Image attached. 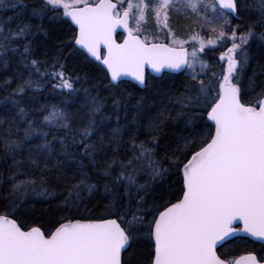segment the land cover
Instances as JSON below:
<instances>
[{
    "label": "snow or ice",
    "instance_id": "obj_1",
    "mask_svg": "<svg viewBox=\"0 0 264 264\" xmlns=\"http://www.w3.org/2000/svg\"><path fill=\"white\" fill-rule=\"evenodd\" d=\"M0 7L15 11L29 5L0 0ZM253 8L259 13L256 24L264 28V0H33L32 16L70 21L73 54L103 66L115 126L108 123L112 116L99 89L95 95L83 89V123L76 122L78 113L59 105L39 106L34 110L42 120L32 118L24 104L26 91L47 84L60 90L67 105L81 91L80 78L66 73L61 57L51 63L34 58L30 23L13 28V17L0 21L4 67L11 53L29 73L27 78L18 74L6 97L18 119L2 137L10 164L6 177L0 172V192L7 193L0 194V264H131L128 254L140 245L149 249L148 264H264V256L236 258L226 247L242 237L264 244V65L248 75L252 42L264 46V31L257 33L256 24L242 29L233 20ZM174 15L194 25L186 36L174 29ZM195 25H206L215 35L202 34ZM217 47L218 72L202 56L206 48ZM146 69L185 73L192 82L184 97L161 91L169 103L180 105L178 116L190 113L187 135L165 157L169 167L155 151L156 121L166 110L153 118L141 100L131 105L132 127L119 123V110L127 114L129 107L119 95L125 78L150 87ZM29 103H37L34 95ZM145 120L151 139L138 140ZM170 168L175 169L174 197L154 199L149 207L150 190L171 183ZM141 172L148 176L145 183L138 181ZM99 180L107 200L102 213L81 215L83 194L99 192ZM55 199L61 200L59 212L75 209V214L46 224L28 209L37 200Z\"/></svg>",
    "mask_w": 264,
    "mask_h": 264
},
{
    "label": "trees",
    "instance_id": "obj_2",
    "mask_svg": "<svg viewBox=\"0 0 264 264\" xmlns=\"http://www.w3.org/2000/svg\"><path fill=\"white\" fill-rule=\"evenodd\" d=\"M11 2L12 0H6V3L8 4ZM24 2L27 3L29 7L23 10L19 7L16 8L15 11L10 7H0V21L6 22L8 17H13L11 25L13 28L21 22L30 23L34 33L31 44L34 58L51 63L55 58L61 57L60 62L64 64L66 73L71 74L73 77L80 78L77 81L76 86L81 89L80 92L69 98L71 102L67 105L62 103L65 97L60 94V90H53L47 84H45L42 87V90L38 92L33 93L31 90L26 91L24 104L26 105V110H32L29 113L30 116L39 122L42 120L43 114L37 113L34 110L35 108L43 105H59L69 112L78 113L76 122L83 123V121L79 119L81 116L86 119L85 114L87 112V108L84 104L85 92L83 89L91 90L93 95L97 94L96 90L99 89L101 97L107 100L105 112L112 116V119L108 121V123L115 126L117 123L116 115L114 114L109 94L104 87L102 67L94 61L89 63L81 60L77 55L73 54L72 49L68 47L71 42V29H74V27L69 21L50 20L47 17L40 20L38 17L31 15L33 0H24ZM248 2L252 3V0H248ZM258 18L259 13L253 8L250 11L246 10L242 13L239 20L236 18H233V20L234 23L239 24L243 29L247 28L250 24H256ZM172 21L176 23L177 29H184V27L188 28L190 26V21L184 20L183 16L173 17ZM41 25L42 27H40ZM260 31H264V28H261L259 24H256V32L259 33ZM118 40H122L121 35L118 36ZM262 47L264 46H262L260 42H252L250 50L252 61L248 69V75L252 74L253 69H256L257 72L261 71L259 66L264 65V55L261 54ZM22 50L23 49H21V51ZM214 52L215 54H219L220 50L212 51L210 53L205 51L202 56L203 59L208 62L209 66L218 72L220 62L219 57L212 54ZM9 57L10 60L7 67H4L3 58H0V121H4L3 125L0 126V172H3L5 177L9 171L10 159L5 153L4 140L2 137L5 130L10 128L14 129L12 120L16 117V110L12 108L11 101L6 99V97H8L12 89L16 87L18 74L23 73L24 78H27L29 74L28 70L25 69L22 64L17 63L19 59L18 57H13V54L11 53H9ZM199 71L200 70H197V72ZM147 78H150V87L140 89L138 86L126 82V85L120 89L119 95L129 107L127 114H125L123 108L119 110V123L122 127H132L131 121L135 115V110L131 105H135L141 100L144 102L146 113L153 118H155L158 113L165 112L166 110V115L163 119L156 121L159 125L160 131L155 151L156 159L164 162L165 167H169L165 157L171 156L173 152L177 150L179 138L182 135H187L185 129L188 125L185 121V115H189L190 113H187L185 110L184 114L178 116L177 113L181 111L180 105L175 102L169 103L168 100L161 95V91L172 97H184L187 95L185 92V86L192 82L187 78L185 73L174 75L164 74L161 78H155L148 75ZM33 79H36V77L33 76ZM260 79H264V76H261ZM9 80L11 83L6 84L5 82ZM33 95L35 96V101L37 103H29V100ZM16 118L18 119V117ZM147 124L148 120H145L143 124L140 125L138 140L151 139ZM22 134V132L18 133L20 136H22ZM175 179V169L170 168L168 180L171 181V183H164L162 186L157 185L153 190H150V195L146 197L149 207H151L154 199L159 201L162 197L167 199H172L174 197L177 191ZM147 180L148 176L144 172H141L138 176L139 183H145ZM96 182L101 184L99 192L92 197H89L86 193L83 194V201L80 204L81 215H99L102 213L104 206L107 203V200L104 199L106 194L102 187L104 181L99 180ZM53 188L58 194L61 192V189L55 184H53ZM0 194L7 195L6 191L0 192ZM59 204H61V200L59 199L51 200L49 202L37 200L33 204H30L28 209L35 213V218L44 221L46 224L54 223L63 216L75 214V209L71 212H59L57 207ZM226 247L236 258L249 253L256 254L258 258L264 256V245L254 243L244 238L229 241ZM127 258L131 261V264H148L149 249L146 245H140L139 247L130 250Z\"/></svg>",
    "mask_w": 264,
    "mask_h": 264
},
{
    "label": "rangeland",
    "instance_id": "obj_3",
    "mask_svg": "<svg viewBox=\"0 0 264 264\" xmlns=\"http://www.w3.org/2000/svg\"><path fill=\"white\" fill-rule=\"evenodd\" d=\"M173 17H177V16L174 15ZM173 17H172V18H173ZM175 19H176V18H175ZM184 20H185V18H184ZM174 21H175V20H174ZM174 21H172V25H173L174 29L176 30V32H177L181 37L186 36L187 33H188V31H189V29H190L191 27L194 26V25L192 24V22L190 21V26H189L188 28H187V27H184V29H177V25H176V23H175ZM176 21H177V20H176ZM187 25H188V24H187ZM195 27H196V30H197V31H201L202 34H207L208 36H214V35H215L214 33H211L210 29H209L206 25L204 26L203 29H201V28L199 27V25H195ZM182 28H183V27H182ZM159 35H160V39H161V41H163V40L165 39L164 34L161 32ZM216 50H221V49H220V47H217V48H215V49H213V48H206V49H205V51H208L209 53L212 52V51H216ZM212 54H215V52L212 53ZM219 54H220V53H219ZM219 54H215V55L219 57ZM197 70H200L199 65L196 66V71H197Z\"/></svg>",
    "mask_w": 264,
    "mask_h": 264
},
{
    "label": "water",
    "instance_id": "obj_4",
    "mask_svg": "<svg viewBox=\"0 0 264 264\" xmlns=\"http://www.w3.org/2000/svg\"><path fill=\"white\" fill-rule=\"evenodd\" d=\"M233 18H235V17H233ZM69 22H70V21H69ZM70 23H71V22H70ZM72 26L75 28L74 25H72ZM120 32H121V30H118V31H117L116 39H117V36L120 34ZM117 41H118V40H117ZM118 42H119V41H118ZM121 42H122V41H121ZM94 62H96V61H94ZM96 63H98V62H96ZM98 64H99V63H98ZM101 67L103 68L102 65H101ZM165 73H168V74H181V73L168 72L167 70H165L164 72H161V73H154V72H152L151 69H146V70H145L146 78H147L148 74H149L150 76H152V77L160 78V77H162L163 74H165ZM125 80H126V82H129V83H132V84L138 86L140 89H144V88H145V87H141V86H139L135 81L131 80V78H125ZM242 238H244V239H248V240H250V241H252V242H254V243H258V244L264 245V244H262V242H260V241H256V240H254V239H252V238H250V237H242ZM244 255H247V254H244ZM241 256H242V255H241ZM257 257H258V256H257ZM237 258H238V257H237ZM258 259H259V258H258Z\"/></svg>",
    "mask_w": 264,
    "mask_h": 264
},
{
    "label": "bare ground",
    "instance_id": "obj_5",
    "mask_svg": "<svg viewBox=\"0 0 264 264\" xmlns=\"http://www.w3.org/2000/svg\"><path fill=\"white\" fill-rule=\"evenodd\" d=\"M98 64V63H97ZM101 66V65H100ZM103 69V68H102ZM165 74H168V73H165ZM164 75V74H163ZM174 75V74H173ZM161 78V77H160Z\"/></svg>",
    "mask_w": 264,
    "mask_h": 264
}]
</instances>
